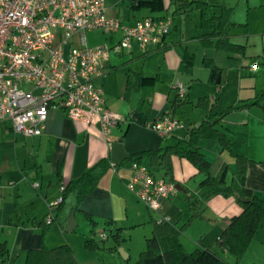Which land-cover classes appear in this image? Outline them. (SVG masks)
<instances>
[{
	"label": "crops",
	"instance_id": "1",
	"mask_svg": "<svg viewBox=\"0 0 264 264\" xmlns=\"http://www.w3.org/2000/svg\"><path fill=\"white\" fill-rule=\"evenodd\" d=\"M141 1L150 0H134L129 13L123 14L121 18L133 24L144 17L168 16L176 25V19L182 13L190 11L177 8V11L171 13L169 11L173 6L179 7L185 0H164L165 9L162 12L151 11L150 16L139 18L131 16V12L140 10L135 7ZM203 1L233 8V25L228 34L232 42L246 46L245 57L214 47H204L198 38L199 34L182 39L177 33L173 35L170 31L166 45L146 54L141 53L143 66L131 70L150 77H160L153 89L147 90L151 103L143 109L140 108L143 90H127V76L123 100H127L128 105L109 104L101 79L110 66V58L105 63V73L96 80V84L103 87L107 107L125 118L112 129L108 137L103 136L98 122H75L59 110L50 111L46 129L37 137L17 135L8 123H0V243L7 244L9 264H25L27 251L30 249L43 245L52 248L65 243L72 246L79 264H136L147 245L148 235L153 233V222L168 217L169 222H174L181 228L192 215L190 202L193 201L196 202L195 212L200 216L193 219L180 236L185 249L194 247L196 250L207 245L226 261L235 263L234 257L219 246L217 238L229 220L243 211L242 205L235 195H215L201 201L198 188L205 176L187 158L179 156L172 158V179L164 171H155L158 178L174 182L177 189L175 195L162 202L159 212H147L139 203L138 197L127 187V180L132 175L131 163H127L118 169L111 168L101 179L98 188L86 197L80 210L75 211L76 221L79 213L84 216L89 213L97 224L94 227L87 219L90 236L87 232L82 237L68 235L70 232L54 223L43 237L38 226L39 222L48 219L51 210L61 201L62 186L79 178L87 168L110 155L113 142L121 140L130 154L174 145L179 138L185 136L187 129L198 125L204 118L205 111L196 105L198 98L203 96H209L216 103L219 112L231 105L246 103L244 108L231 112L218 125L230 138L232 153L223 151L213 139L203 140L201 150L211 162L212 174L220 177L225 173L226 182L235 188L241 187L242 177L233 154L246 157L249 162L246 166L245 186L264 200V105L251 104L253 98L264 90V82L260 83L258 79L251 77L252 72H259L261 64L264 73V0ZM118 5L116 1L109 6L110 14L115 9L112 16L119 17L116 12ZM252 31L258 34L252 37ZM253 38H260V45L255 46L251 42ZM185 50L195 55L192 73L186 71L183 62ZM135 51L140 52L136 45L130 52L134 54ZM199 53L204 56L203 63L204 59H213L221 68L218 73L220 84L217 78L215 83L210 81L208 68L202 78L199 77L196 71ZM253 64H256L254 71L251 70ZM168 77H171L170 81ZM177 83L187 87L189 103L173 112L171 102L177 94L174 88ZM168 113L182 121L186 125L185 129L177 130L170 136H162L148 126ZM59 163L63 167L61 178L58 175ZM143 163L148 165L147 161ZM119 228L122 229L123 240L117 244L112 234ZM141 228L144 231V243L140 241L137 250L132 236L128 241L124 232L132 233L131 230ZM104 229L107 233L109 231L106 244L103 242L96 250L87 249L86 240L95 239V234L99 236L98 233ZM110 237L113 243H110ZM238 264H264V219Z\"/></svg>",
	"mask_w": 264,
	"mask_h": 264
},
{
	"label": "built area",
	"instance_id": "2",
	"mask_svg": "<svg viewBox=\"0 0 264 264\" xmlns=\"http://www.w3.org/2000/svg\"><path fill=\"white\" fill-rule=\"evenodd\" d=\"M171 23L168 16L127 23L110 14L107 0H0V123L17 135L37 137L50 111L59 110L75 122H98L108 137L125 118L107 107L96 84L105 63L113 52L134 45L142 54L163 47ZM89 30H101L115 43L91 47L85 36ZM174 88L186 97L184 84ZM148 126L162 136L186 127L172 113ZM131 169L127 187L152 211L159 212L177 192L174 182L158 178L147 164L131 163ZM98 234L108 238L106 229Z\"/></svg>",
	"mask_w": 264,
	"mask_h": 264
},
{
	"label": "trees",
	"instance_id": "3",
	"mask_svg": "<svg viewBox=\"0 0 264 264\" xmlns=\"http://www.w3.org/2000/svg\"><path fill=\"white\" fill-rule=\"evenodd\" d=\"M143 8H148L155 13L162 12L165 9L164 0L141 1L135 7V9ZM192 9L200 12L198 28L201 33L198 38L204 47H214L220 51L245 57L246 46L232 42L228 34L230 26L233 25L231 21L232 7H227L224 4L212 5L203 0H185L178 7V10ZM182 58L186 71L192 73L195 65V55L185 50ZM204 64L210 70V81L215 83L221 68L215 64L213 59H204ZM159 81V75L150 77L142 72L130 71L127 75L126 89L129 91L143 90L140 100V108L143 109L151 103L147 90L153 89ZM188 103L187 94L185 98H180L176 94L171 102L173 112ZM251 104L264 105V90L253 98ZM196 105L205 111L204 118L198 125L187 129L185 136L179 138L174 145L132 153L127 160L117 165L112 164L110 155H108L87 168L79 178L65 184L61 201L54 206L48 217L50 220L44 219L38 223L42 236L45 237L54 223L65 229L71 213L80 210V206L86 197L98 188L101 179L111 168L118 169L127 163L147 161L148 166L154 172L164 171L165 175L172 179V158L179 156L187 158L205 176L198 188L201 201H206L215 195L228 197L238 194L237 200L242 205L243 211L229 220L217 238L219 246L234 257L235 263L226 261L207 245H203L202 248L192 252L185 249L180 241V236L184 228L193 219L200 216L195 212L196 202L193 201L190 202L192 215L181 228H178L176 223L165 220L153 222L152 236L147 238L146 249L140 253L136 264H238L262 224L264 200L252 189L245 186L246 166L249 162L246 157L233 154L242 177L241 187L235 188L232 184L226 182L225 173L220 177L212 174L211 162L202 152L201 142L209 139L216 140L223 151L232 153V142L228 135L218 128V125L231 112L244 108L246 103L231 105L219 112L216 103L209 96H203L198 98ZM62 168V163H59L58 175L60 178L62 177ZM189 200L191 201V197H189ZM85 216L94 227L97 226L89 213H85ZM121 232L122 229L119 228L116 233L112 234L117 244H120L123 240ZM85 246L90 250L101 247L95 239L86 240ZM8 255L9 249L6 242L0 243V264H9ZM25 264H79V262L72 246L65 243L52 248L43 245L40 248L28 250Z\"/></svg>",
	"mask_w": 264,
	"mask_h": 264
},
{
	"label": "rangeland",
	"instance_id": "4",
	"mask_svg": "<svg viewBox=\"0 0 264 264\" xmlns=\"http://www.w3.org/2000/svg\"><path fill=\"white\" fill-rule=\"evenodd\" d=\"M116 1L119 3L118 7L116 8V10H117L116 12H117L119 17L123 16V14L129 13L130 6L134 3V0H107V4H108V6H112ZM177 8H178V5L173 6L169 12L172 13L173 11H177ZM113 10L114 11H111V15H113L115 12V9H113ZM150 14H151V10L148 8H143V9H140L138 11L131 12V16H135L136 18L143 17V16H150ZM176 21H177V24H176L177 26L175 25V23L174 24L171 23L170 31H171V34H173V35H175L177 33V35L182 39L186 38L188 36H191L193 34H200V32H201V30L198 28V25L200 22V12L196 9H192L188 12L182 13L180 15V17L176 19ZM251 34L253 37V36H256V34H258V33L257 32L253 33V31H252ZM85 36H86V40H87L88 45L91 47L97 46V45H103V44H108L111 46L115 43L113 40L110 39L109 34L104 33L101 30H92V31L89 30L86 32ZM116 39H118V38H116ZM251 42H253V44L255 46L260 45V38H253ZM222 54L226 55L225 53H222ZM141 55H142L141 52L135 51V53L133 54L128 49H125L124 51H122L120 53H114L113 52L111 54L110 59H109V65L110 66L107 68L106 73L104 72L105 74L103 75V77L101 79V83H102L103 87L105 88L106 97L109 99L110 105L111 104L113 105L114 103L118 104V105H122V106L128 105L129 102L127 100H125V101L123 100L124 93L126 92V89H125L126 76H127V73L129 71L140 69L143 66L144 60L141 57ZM203 58H204V56L202 55V53H199L198 59H197L196 71H197L200 78H202L204 71L207 70V68L205 67V65L203 63ZM261 66H263V64L260 65L261 69L259 70V72L258 73L252 72L253 76H251V77H254V79H258V81L260 83L264 82V73H262V67ZM170 78L168 77L169 81H170ZM229 175L231 177V175H232L231 170L229 172ZM139 203L146 209L147 212L151 211V209L149 210L147 208L145 203H143L141 201ZM77 223H78V226H77L75 232H70V234H68V235L73 234V235H77L79 237H82V234L86 233V232H87L88 236L91 235V231L89 230V228H90L89 222H88L87 218L84 215H82L81 213H79V215H78ZM131 232L132 233H130V231L124 232V236L126 237V239L128 241H130L129 239L132 236L133 244L137 245V247H135V248H137V250H138V248L140 247V246H138V243L140 241L141 242L144 241V239H143V234H144L143 228H141L140 230H131ZM108 234H109V231H108ZM151 236L152 235H148L147 238H149ZM94 238L97 240V242L100 244V246L103 244V242H105V240H101L97 234H95ZM113 242L114 241L110 237V243H113ZM105 244H106V242H105ZM188 248H189V249H187L188 252L194 251V249H193L194 247H188ZM145 249H146V247H145Z\"/></svg>",
	"mask_w": 264,
	"mask_h": 264
},
{
	"label": "water",
	"instance_id": "5",
	"mask_svg": "<svg viewBox=\"0 0 264 264\" xmlns=\"http://www.w3.org/2000/svg\"><path fill=\"white\" fill-rule=\"evenodd\" d=\"M220 81V74H218L217 82ZM130 153H128L124 147L123 142L116 141L111 144L110 148V159L113 165H117L122 161L127 160L130 157ZM236 197H239L238 194H235ZM77 226V221L75 218V211L71 213L69 222L65 228L67 232H72Z\"/></svg>",
	"mask_w": 264,
	"mask_h": 264
}]
</instances>
